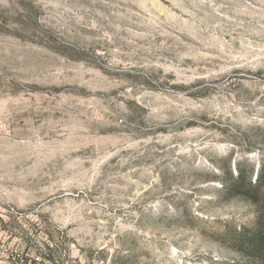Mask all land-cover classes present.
I'll use <instances>...</instances> for the list:
<instances>
[{"label": "rangeland", "instance_id": "rangeland-1", "mask_svg": "<svg viewBox=\"0 0 264 264\" xmlns=\"http://www.w3.org/2000/svg\"><path fill=\"white\" fill-rule=\"evenodd\" d=\"M260 218L264 0H0V264H250Z\"/></svg>", "mask_w": 264, "mask_h": 264}, {"label": "trees", "instance_id": "trees-1", "mask_svg": "<svg viewBox=\"0 0 264 264\" xmlns=\"http://www.w3.org/2000/svg\"><path fill=\"white\" fill-rule=\"evenodd\" d=\"M245 189V194L251 197L261 189V181L246 184L242 175L229 189V194H234ZM239 250L250 257V264H264V218L258 220L257 226L251 231L240 232L238 235Z\"/></svg>", "mask_w": 264, "mask_h": 264}, {"label": "built area", "instance_id": "built-area-1", "mask_svg": "<svg viewBox=\"0 0 264 264\" xmlns=\"http://www.w3.org/2000/svg\"><path fill=\"white\" fill-rule=\"evenodd\" d=\"M35 260H37L36 262H38V259H35ZM35 262V261H34Z\"/></svg>", "mask_w": 264, "mask_h": 264}]
</instances>
